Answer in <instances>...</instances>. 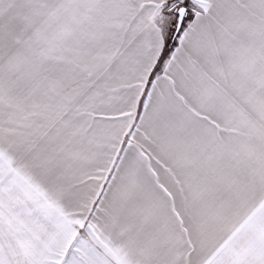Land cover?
Wrapping results in <instances>:
<instances>
[{
	"label": "snow or ice",
	"instance_id": "snow-or-ice-1",
	"mask_svg": "<svg viewBox=\"0 0 264 264\" xmlns=\"http://www.w3.org/2000/svg\"><path fill=\"white\" fill-rule=\"evenodd\" d=\"M0 264H264V0H0Z\"/></svg>",
	"mask_w": 264,
	"mask_h": 264
}]
</instances>
